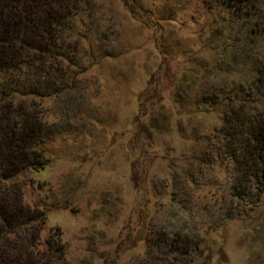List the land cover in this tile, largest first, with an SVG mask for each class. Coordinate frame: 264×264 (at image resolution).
Returning <instances> with one entry per match:
<instances>
[{"label":"rangeland","instance_id":"1","mask_svg":"<svg viewBox=\"0 0 264 264\" xmlns=\"http://www.w3.org/2000/svg\"><path fill=\"white\" fill-rule=\"evenodd\" d=\"M49 1L9 97L0 82V134L33 129L47 163L0 186L46 212L42 240L59 228L65 262L44 264H264V196L232 203L220 121L262 104V24L221 0ZM221 94L234 100L210 104Z\"/></svg>","mask_w":264,"mask_h":264},{"label":"trees","instance_id":"2","mask_svg":"<svg viewBox=\"0 0 264 264\" xmlns=\"http://www.w3.org/2000/svg\"><path fill=\"white\" fill-rule=\"evenodd\" d=\"M125 1L122 0L126 6ZM221 1L226 4V7L245 15L249 21L255 24L261 23L264 28V0ZM37 3L39 7L43 8L39 10V14L35 5ZM128 10L133 14L130 6ZM24 11L28 14H25ZM51 15L52 8L49 0H0V82L3 84L2 95L4 98L11 95V89L16 84L13 76L15 71L21 67L20 65L31 64V60L27 59L29 55L26 49L28 43L22 40V33H27V27L31 21L35 22L38 27L44 20L49 21L52 18ZM224 17L222 15L221 18ZM49 32L50 30H48V35ZM254 82L261 90V106L253 113L232 114L220 120L225 139H231L230 145L225 146L226 157L233 161L236 171L230 186L232 203L237 206L244 203L251 210L259 204L264 196V66L256 68ZM148 95V92L144 95L145 100ZM222 95L208 98L210 104L229 105V101L234 100L230 96ZM32 128L35 130V127ZM9 129L0 134V148L3 151L1 152L0 186L5 181L6 174L12 171L16 172L20 165H25L23 168L28 166L34 172L43 169L47 164L43 150L36 146L38 143L35 140L36 136L32 134L33 129L20 133L16 132L18 131L16 129L10 132ZM134 170L135 163L132 167V176L135 175ZM143 185H141V190L145 191L146 187ZM137 189L139 190V188ZM18 195L20 205H17V201H15L14 206H10L12 199L6 198L7 195L4 196L0 188V264H44L54 255L59 261L65 262V246L59 235V228L55 229L56 231L53 233L55 239L42 240L40 234L46 224V212L34 219L29 214V209L24 206L21 189ZM14 208L19 210L17 217L13 216L14 213H9ZM28 221L37 222V227H35L38 231L37 236L31 239L23 236V233L26 235L28 231L26 228ZM19 236L23 238L21 237L17 241L19 245H15L14 249L3 248L4 242H13L16 238L18 240Z\"/></svg>","mask_w":264,"mask_h":264}]
</instances>
